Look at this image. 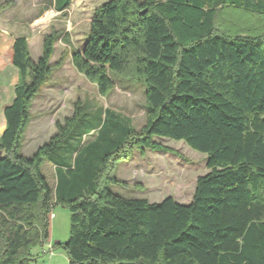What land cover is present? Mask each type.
<instances>
[{
	"label": "trees",
	"instance_id": "trees-1",
	"mask_svg": "<svg viewBox=\"0 0 264 264\" xmlns=\"http://www.w3.org/2000/svg\"><path fill=\"white\" fill-rule=\"evenodd\" d=\"M66 1L56 2L58 10ZM241 15L264 18V0H108L95 7L71 63L103 96L118 82L142 83L144 123L136 129L106 108L92 141L81 138L69 155L58 154L53 186L40 166L73 139L82 108L76 101L53 135L21 154L56 36H44L36 60L26 38H14L18 79L0 135V264L44 254L56 205L68 210L69 231L53 248L65 251L68 264H264V29L222 20ZM154 137L205 156L207 172L187 204L123 197L108 187L125 185L111 171L133 151L178 156Z\"/></svg>",
	"mask_w": 264,
	"mask_h": 264
},
{
	"label": "rangeland",
	"instance_id": "rangeland-1",
	"mask_svg": "<svg viewBox=\"0 0 264 264\" xmlns=\"http://www.w3.org/2000/svg\"><path fill=\"white\" fill-rule=\"evenodd\" d=\"M108 0H70L62 10L54 3L66 0H0V135L5 126L2 107L14 96V85L18 79L17 69L11 63L10 43L16 36L27 40L31 60L41 53L45 35L53 33V52L49 60L50 76L32 99L28 122L22 136L21 154L30 156L35 149L56 132L55 123L70 116L75 102L79 101L81 118L73 130V139L59 152L46 156L40 166L41 173L53 186L54 164L58 154L69 155L72 146L81 138L92 141L94 128L103 120L105 109L131 120L139 129L144 123V85L134 80L118 82L106 95H100L96 85L87 80L72 65L70 53L82 48L89 29L90 17L95 7ZM223 17V16H222ZM220 17V18H222ZM239 19L228 16L222 20L227 26L246 25L264 29V18L249 20L246 15ZM224 24V23H223ZM259 29V28H258ZM3 122V125H2ZM97 134V133H96ZM84 136V137H82ZM155 141L168 146L178 154L145 150L144 154L133 151L126 160H119L111 174L124 181L123 184H108L109 189L120 196L145 198L149 202H160L170 196L179 203L187 204L193 195L197 176L207 172L205 156L182 141L154 137ZM56 232L69 231V212L56 205L51 209ZM52 224V223H51ZM51 226V225H50ZM33 248V252L39 251ZM56 253V250H54ZM44 255L28 264H42ZM56 264H68L58 261Z\"/></svg>",
	"mask_w": 264,
	"mask_h": 264
},
{
	"label": "crops",
	"instance_id": "crops-1",
	"mask_svg": "<svg viewBox=\"0 0 264 264\" xmlns=\"http://www.w3.org/2000/svg\"><path fill=\"white\" fill-rule=\"evenodd\" d=\"M54 7L58 10V4L55 2L54 3ZM17 37V36H16ZM15 38V37H14ZM14 38L12 39L11 43H10V49H11V63H12V57H13V49H12V45H13V40ZM14 67V66H13ZM15 68V67H14ZM13 99V98H12ZM11 99V101H12ZM10 101V103H11ZM4 105L2 107V112H4V109L5 107H7L8 105ZM3 118H4V113H3ZM4 121H5V118H4ZM5 127V126H4ZM4 130V129H3ZM2 130V132H3ZM1 132V134H2ZM55 179V177H54ZM54 184H55V181H54ZM56 218V215L54 217V219ZM53 219V221H54ZM53 221L50 220V230H49V242L52 244V245H57L59 243H64L67 238H68V228L66 231H64L62 229L61 232H56V227L55 225L53 224ZM52 223V224H51ZM45 250V248L43 247V251ZM53 250H56V253H53L52 256H48V255H44L43 257V261H42V264H56L58 261H61V262H66L68 263V260H67V256H66V253L65 251L62 249V248H53ZM44 254H45V251H44Z\"/></svg>",
	"mask_w": 264,
	"mask_h": 264
},
{
	"label": "built area",
	"instance_id": "built-area-1",
	"mask_svg": "<svg viewBox=\"0 0 264 264\" xmlns=\"http://www.w3.org/2000/svg\"><path fill=\"white\" fill-rule=\"evenodd\" d=\"M52 216H53V213L50 212L49 213V219ZM44 248H45V250H44L45 251V254H47L48 256H52L53 255V253H54L53 245L49 242V240L44 243Z\"/></svg>",
	"mask_w": 264,
	"mask_h": 264
},
{
	"label": "water",
	"instance_id": "water-1",
	"mask_svg": "<svg viewBox=\"0 0 264 264\" xmlns=\"http://www.w3.org/2000/svg\"><path fill=\"white\" fill-rule=\"evenodd\" d=\"M143 12H145V11H143ZM10 105H8L7 107H9ZM7 107H5V108H7Z\"/></svg>",
	"mask_w": 264,
	"mask_h": 264
}]
</instances>
